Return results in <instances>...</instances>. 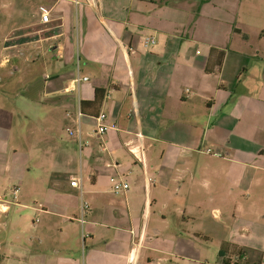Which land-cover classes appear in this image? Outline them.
Returning a JSON list of instances; mask_svg holds the SVG:
<instances>
[{"label": "crops", "instance_id": "0c3cea01", "mask_svg": "<svg viewBox=\"0 0 264 264\" xmlns=\"http://www.w3.org/2000/svg\"><path fill=\"white\" fill-rule=\"evenodd\" d=\"M221 1L0 0V69L17 70L20 59L41 67L43 78L20 95L63 112L79 123L80 141L91 140L79 147L76 133L59 152L61 172L29 196L39 230H0V252L8 248L0 264H129L131 255L134 264H190L188 225L206 221L207 200L242 226L220 228L233 236L219 240L221 263H248L249 250L260 257L252 264H264V236L246 245L234 232L264 230L263 14ZM76 76L87 80L74 86ZM99 113L115 126L102 136ZM12 117L0 108V173L20 184L29 169L11 143ZM82 118L94 122L83 138ZM136 136L141 162L126 148ZM112 176L128 189L114 192ZM74 177L80 188L70 186ZM14 189L15 201L0 197V226L18 203Z\"/></svg>", "mask_w": 264, "mask_h": 264}, {"label": "rangeland", "instance_id": "374dc122", "mask_svg": "<svg viewBox=\"0 0 264 264\" xmlns=\"http://www.w3.org/2000/svg\"><path fill=\"white\" fill-rule=\"evenodd\" d=\"M237 1L238 0H232L231 3L234 4ZM223 2L226 1H221L222 4L219 2L220 7L224 6ZM253 4L256 5L260 13L263 14L261 20L264 21V0H243L242 2V6L248 8ZM204 11H206V9ZM205 17L206 14H203L200 18ZM196 18H198L197 15H193V19ZM4 22L3 12H0L1 48L4 34L7 31V27L2 25ZM197 26H199V23ZM257 28L258 27L250 29L255 30ZM197 30L199 32L203 31L202 29ZM250 33H252V31H250ZM1 59L2 56H0V61ZM18 64L20 66L18 65L19 68H17V70H15L16 68H12V66H7L3 70L0 69V108L3 112L7 111L13 115L11 128V138L13 141L11 143L26 156H23V161L25 162L23 166L29 169V172H26L20 184H18V182L12 183L11 181L6 183L3 182V174L1 175L0 173V197L5 199L2 201L7 203L15 201L12 195L14 187L19 191L17 192L18 194L16 193V200L18 203L16 205H10V215L1 220L5 223V226H0V230H39V222L37 224L35 222L37 216H34L30 210L25 208L27 204L31 206L34 205L32 204L33 202H28L30 200L29 196H31V198L32 196H36L37 198L40 194L45 193L44 191L47 185L55 178V174L61 172L57 166L59 152L64 147L72 145L73 138L76 136V133L78 134L77 131L80 130V127L78 124H76L75 127L72 126L71 121L64 118L63 112L55 110L54 107L46 106L42 103L30 104L28 100L20 95V91H22L25 85L31 84L32 82L35 83L40 79V76L42 77L41 74H43V70L41 67L34 69L33 64L23 63L22 59H20V61L18 60ZM35 73H37L36 76ZM90 124L94 125V122L82 118V138L85 137V131L89 130V126L87 125ZM92 127L93 126H90V128ZM67 128L70 129L67 130ZM94 128H96L95 125ZM92 131L91 134L93 133ZM102 135H104V133ZM75 138L79 147L84 146V144L87 145V143L91 141L90 138H87L85 142H83L82 139L80 141L79 135L78 138L77 136ZM93 138L95 137L93 136ZM136 139L137 136L133 141H136ZM207 149L209 148L204 149L202 152L206 155H215V152L211 149L210 152L206 153L205 150ZM127 152L129 153L128 150ZM145 152L148 153V149H145ZM131 159L136 161L133 156ZM137 161L141 162L142 159ZM202 202L204 203L205 200H202ZM206 205L208 208L206 221L203 222V219H195L191 220V223L188 225L192 237V248L189 256L191 259L190 264H222L220 261L219 240L232 239L233 236H229L227 230H220V228H223V225L233 226L234 223H237L236 220L232 218L231 214L224 213L223 210H221L220 203H211L207 200ZM217 210H219L220 215L216 212ZM178 217L175 219L178 220ZM172 218L174 221V215ZM38 219H41V217L39 218L38 216ZM261 223L263 225V222ZM240 224L241 223H237L239 227H242ZM220 225H222V227H220ZM241 229L242 230H234L236 235L242 236L236 237L240 242L246 245H249L251 240L262 243L264 230H259V228L256 230ZM6 234L8 235V233ZM6 250H8V248L3 246L0 253ZM245 251V262L248 263H242L244 261L240 262L238 260V264H252L253 259H260V257L252 253V251ZM235 257L236 256H234V259Z\"/></svg>", "mask_w": 264, "mask_h": 264}, {"label": "built area", "instance_id": "2783aa9c", "mask_svg": "<svg viewBox=\"0 0 264 264\" xmlns=\"http://www.w3.org/2000/svg\"><path fill=\"white\" fill-rule=\"evenodd\" d=\"M38 14H39V18H40V22L43 23V24H47L51 21L52 19V14H50L48 11L46 10H43V9H39L38 11ZM154 41L153 39H146L145 41V46L148 45V44H153ZM83 80V81H86L87 78H80L78 76H76L72 81L71 83L74 85V86H78V84L80 83V81ZM78 117L80 116V113L77 114ZM95 120V123H96V130H95V133L98 134V135H102L103 133H105L108 129H113L115 128V126L113 125H107L105 123V115L103 113H99L97 115V117L94 118ZM79 125V123H78ZM78 132V135L80 134V130L77 131ZM80 140V139H79ZM127 150L129 151V153L136 159V160H141L142 157H143V150H142V147L140 145V140L139 139H136L135 142H129L126 146ZM206 153L210 152V149H207L205 150ZM109 184L111 186V189L114 191V192H124L128 189V183L123 179V177L121 176H112L109 178ZM70 186L72 188H80L79 187V178H71L70 179ZM18 191V189H14V194H16ZM129 264H134L135 262V258L133 255H131L129 257Z\"/></svg>", "mask_w": 264, "mask_h": 264}, {"label": "trees", "instance_id": "16d2710c", "mask_svg": "<svg viewBox=\"0 0 264 264\" xmlns=\"http://www.w3.org/2000/svg\"><path fill=\"white\" fill-rule=\"evenodd\" d=\"M100 91H98V90H96L95 91V101L96 100H98V93H99ZM96 103V102H95ZM87 104H89V105H92V104H94L93 102L92 103H87V102H81V108L83 107L84 108V105H87ZM97 115L98 114H95V116H93V118H95V117H97ZM238 256L239 257H236V258H242L243 257V255H242V253H238ZM228 259H224V264H227L226 263V261H227Z\"/></svg>", "mask_w": 264, "mask_h": 264}, {"label": "bare ground", "instance_id": "6f19581e", "mask_svg": "<svg viewBox=\"0 0 264 264\" xmlns=\"http://www.w3.org/2000/svg\"><path fill=\"white\" fill-rule=\"evenodd\" d=\"M0 210H1V207H0Z\"/></svg>", "mask_w": 264, "mask_h": 264}]
</instances>
